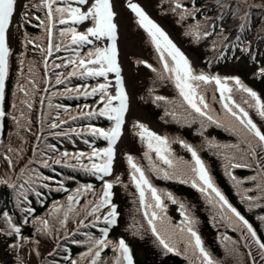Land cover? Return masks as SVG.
<instances>
[{"label": "snow or ice", "instance_id": "6c2138e0", "mask_svg": "<svg viewBox=\"0 0 264 264\" xmlns=\"http://www.w3.org/2000/svg\"><path fill=\"white\" fill-rule=\"evenodd\" d=\"M156 6L182 28L181 35L190 44L209 49L211 57L205 61L208 67L227 60L229 53H251L247 38L239 35L247 31L244 20L233 35L226 30L221 12L230 11L246 20L250 9H264L253 0H157ZM18 7L17 26L26 29L31 25L43 32L32 38L25 31L23 42L24 48L32 45L39 52L44 73L41 78L35 62L22 54L13 93L16 102L6 106L14 55L13 21ZM124 7L145 34L156 60V66L144 59L135 61L154 74L146 102L163 109L162 118L188 126L198 123L201 136L214 126L234 137L235 142L226 143L205 137L202 149L212 151L221 161L224 175L249 212L264 209V129L251 115L254 112L264 121V99L237 76L197 70L140 3L124 0ZM234 7L241 11H233ZM37 12L43 16L35 15ZM120 27L116 0H29L25 4L0 0V165H6L0 186L16 193L14 207L18 210L13 214L0 205V238L15 254L13 264H25L21 253L29 244L32 248L28 254L36 256L39 264H136L129 243L122 236L113 239L110 235L121 219L114 189L129 187L115 174L120 157L118 145L126 139L129 125L132 135L144 146L147 162L145 167L133 155L124 156L130 185L135 189V212L140 217L133 215L128 225L131 234L140 239L150 234L162 255L182 257L186 264H228V260L232 264H264V238L217 185L200 155L201 149L178 137L158 134L139 120L129 121L133 101L123 74ZM62 51L68 55L51 59ZM61 69L64 71H58ZM257 75L264 77V67L258 68ZM74 79L79 83L73 85ZM53 83L63 89L51 91L48 85ZM166 86L174 91L173 97L158 94V89ZM40 92L48 95H38ZM37 97L41 109L46 105V110L33 119ZM54 98L84 103L73 108L53 103ZM217 103L219 112L213 107ZM101 120L106 125L93 123ZM24 133L34 138L30 155H26L23 145L13 146L16 141H29ZM49 137L57 143L49 142ZM65 141L73 146L72 150L62 147ZM100 141L105 146L97 147ZM177 143L190 154V160L176 156L172 145ZM57 168L82 173L99 181L100 187L88 180L78 182L77 176L65 175ZM152 176L187 185L203 197L212 226L218 231L222 256L206 245L199 231L200 222L190 207L173 192L158 188ZM56 194H63V198L49 203ZM30 197L45 209L42 214H37ZM169 203L179 212L180 220L175 223L169 215ZM256 219L264 224V215ZM25 228L31 231L25 234ZM42 242L53 244L46 254L41 253ZM68 242L81 249L75 257L66 246ZM109 251L112 256L107 257Z\"/></svg>", "mask_w": 264, "mask_h": 264}, {"label": "trees", "instance_id": "16d2710c", "mask_svg": "<svg viewBox=\"0 0 264 264\" xmlns=\"http://www.w3.org/2000/svg\"><path fill=\"white\" fill-rule=\"evenodd\" d=\"M25 3H29V0H27ZM257 5H264V3L258 2ZM232 10L237 12V13H239L241 11V9L237 8V7H234ZM35 15H40L42 17L43 13L37 12V13H35ZM221 15L224 16L225 22H229L231 19H233L235 17L231 14L230 11L221 12ZM241 20H244V22L246 23L247 31L246 32H240L239 35L245 36L247 38L245 42L250 43L251 53L250 54H244V53H241L239 51H236L235 53H229L227 60L215 63V65L211 69L214 71H224V70H222L223 66L226 65L231 60L236 61L238 59H245V60H248L253 65L257 62V64H259V66L256 69L254 67L255 70L254 69L243 70L240 72V74H241V77L250 85V87L253 90H255L257 93H259L261 95L262 99H264V77H258V75H257L258 68L261 67V64H264V9H262V8L250 9L248 11L247 19L245 20V18L243 16H240V21ZM33 23H36V21H33ZM224 26H225L226 30L233 33V35L237 34L236 26H234V27H229L226 25H224ZM60 27L62 28L63 26H60ZM20 28L21 27L17 26L16 29H20ZM22 30H23V32L27 31L29 36L32 38H34L36 36L43 35V32L40 29L34 28L31 25L27 26L26 29L22 28ZM16 35H17V33H16ZM27 47H28V49L30 48V54H32L33 61L37 62L38 61V57H37L38 53L37 52L31 53V50H32L31 48H33L32 45H28ZM207 51L211 54V52L209 51L208 48H207ZM60 54H64V56L68 55L67 52H63V51L60 52L59 55ZM233 56L238 57V58L234 59ZM250 56L254 57V58H250ZM11 63H12V58L10 61V66H11ZM39 64H40V68L42 70L43 69V63L40 62ZM12 76H14V67H13V69L10 70V79L8 81V83L10 85V89L8 92V96L15 91V89L12 90L13 84H14V88H15V83L12 80ZM90 82L92 83L94 81H90ZM75 83H77V81L74 79L72 81V84L74 85ZM56 88L58 90H62L63 86H57ZM11 96L12 95H10L9 97H11ZM9 97L7 98V100H9ZM12 98H13V96L10 98V103H12ZM54 102L55 103H64L65 105L70 106V107H75L77 104L84 103V101H82V100L81 101H75V100H66L63 98H57L56 100L53 99V103ZM87 102L92 103L91 100H89ZM7 104H9V103L6 102V106H7ZM43 110H46V105H45V108ZM36 114H38V108H36L34 113H33V119H35ZM79 123L82 124L84 122L81 121ZM93 123L106 125L107 122L101 120V121H93ZM9 124H10V122H9ZM258 124L262 127V129H264V124H262V123H258ZM73 126H75V125H73ZM178 130L180 132V135L185 140L190 141V143L193 144V146L196 147L197 149H201L200 155L205 160L208 167L211 169L213 177L217 182V185L221 188L222 191L225 192V194L229 197L230 201L242 212V214H244L246 216V218H248L250 220V222H252L254 224V226L257 227L262 238H264V224H260V222L256 219L257 215H264V209H256V210L249 212L247 210L246 206L242 205L239 202V198L236 196L235 191L232 189L231 183L229 182L227 176L224 175L223 168L221 166V161L213 154L212 151L202 149V144H203V140L205 137H207L209 139H214V140L221 142V143L235 142V138L232 137L224 129L215 128L214 126H210L207 129V131L204 132V135L201 136V135H199V124L198 123L192 124L191 126L178 123ZM12 131H14V129ZM12 131H10V132H12ZM45 136H47V132H45ZM48 139H49V142H51V143H57V141L53 140L51 137H49ZM79 146L81 148L84 147L82 144H80ZM103 146H105L103 141H100L97 143V147H103ZM62 147L67 148L69 150H72V148H73V146L71 144H69L67 141L64 142ZM17 171H18V169H17ZM43 171L45 174L54 175L53 173H50L49 170H43ZM57 171L63 172L65 175L71 174V175L77 176L78 182H83L85 180H88V181L96 184L97 187L100 185L99 181H95L91 178L85 177L82 173H72V172H70V170H67V169L62 170L59 168H57ZM151 179H152L153 183L158 188H161L163 190L164 189L165 190L170 189L174 193H177V194L182 196L183 202H185L190 207L191 211L193 212V214L197 217V219L200 222L199 223L200 232H201L203 239L206 242V245L210 248V250L213 251V253L215 255H217L218 257L222 256L223 255V249L219 245V241L217 240L218 231L216 228H214L212 226V222L209 219V213L210 212L208 210V207L204 203L203 197H201L199 193H197L194 189L190 188L187 185H179V184H176L174 182L160 180V179H157L155 176H152ZM68 186L74 187V184L69 183ZM0 191H2V193H3V197H1V198H3V202L0 201V205H2L6 210H11L13 214H16L18 211L14 207L15 202H16V193L12 189L2 187V186H0ZM131 193L134 194L133 191ZM131 193H129V195H124L119 189L115 190V194H116L115 195V202L119 205V210L121 212V219L119 222V226L111 232V234H110L111 238L115 239L117 237L122 236L129 243V245L133 249L136 264H140L138 261V257L136 256V250H141V249L144 252L143 254H145V256H147L146 261L149 264H186V262L183 260L182 257H175V256H171V255H168V256L162 255L159 247L155 244V242H154L153 238L150 236V234L148 236V234L145 233L144 238L139 239V241H137L136 236L129 237L131 234L130 231L127 233H124L122 231V227L124 225V219L127 218V215L125 214L126 210L130 206V204L132 202L131 201L132 198H134V195H132ZM30 198L33 200V205L37 208V214H42L45 211V209L39 207V205L35 203V200H36L35 197H30ZM62 198H63V194H56V195L50 197L49 203L51 202V199H62ZM127 224H128V221H127ZM69 227L71 228L73 226L70 224ZM24 231H25V234H28L31 231V229L25 228ZM93 231H95V230H93ZM220 231H223V229H221ZM229 234L233 235L235 238V234H232V233H229ZM77 238L80 239L82 237H77ZM66 246L71 249V253L74 257L76 255H78L79 252L81 251V249L79 247L72 245L70 242H68ZM0 247L3 249L4 255H5L3 262H5V264H13L15 254L7 247V243L2 238H0ZM52 247H53L52 243H46L45 244L42 242L40 245L41 253L46 254L48 251H50L52 249ZM31 248H32V245L29 244L26 246V248L21 253L22 255H24L25 264H39V259L36 256L28 254V252ZM106 256L110 257V256H112V253L109 251L108 253H106ZM225 259H227V257H225ZM228 262H230V264H232L231 260H228ZM109 264H111V261H109Z\"/></svg>", "mask_w": 264, "mask_h": 264}, {"label": "rangeland", "instance_id": "374dc122", "mask_svg": "<svg viewBox=\"0 0 264 264\" xmlns=\"http://www.w3.org/2000/svg\"><path fill=\"white\" fill-rule=\"evenodd\" d=\"M27 0H20L21 4H25ZM136 2L140 3L146 11L150 14V16L156 20L170 35V37L174 40L175 43L189 56L191 61L193 62L194 67L197 70H205L210 71L212 73L220 74L222 76H237L239 77L247 86L250 87V85L241 77L240 72L243 70H252L259 66L257 62L253 65L248 60L245 59H238V60H231L226 65L223 66L222 70L224 71H214L211 68L215 64H213L211 67H208L205 63L206 59L211 57V54L207 51V48L203 45L195 46L189 43V39L183 37L181 35L182 28L178 25H175L173 23L172 18L163 16L157 6V0H136ZM258 2L264 3V0H253V3L258 4ZM117 3V11L120 12V40H119V48L121 51V60L124 67V76L126 78L127 88L128 91L131 94L132 101H133V108L132 113L128 117L129 121L135 122L136 120H139L140 122L145 123L148 125V127L155 131L158 134L161 135H167L170 137H178L180 139L185 140L178 130V123L171 121L170 118H162L163 117V109L155 107L152 103L146 102L148 98V92L147 89L152 85L154 74L150 72V70L145 69L141 65H137L135 63L138 59H144L148 62L152 63L154 66H156V60L155 56L153 54V50L151 47L145 42V34L142 30L138 29L134 22H133V16L132 14L124 7V0H116ZM19 14H20V8H17V15L14 18L13 24V38L11 40V46L14 50V55L12 57V63L10 66V70L14 67V76H12V80L15 83L17 80V73L20 70L19 66V58L23 54L25 56V59L28 61H33L32 54H30V48H24V42H23V30L22 28L16 29L17 24L19 23ZM235 19H238V24L240 21V16H235ZM224 25H232L234 22L230 21V23L226 24L225 21H223ZM60 27V26H59ZM80 30H83L81 28ZM17 31V32H16ZM17 33V35H16ZM46 44V40L44 41ZM31 53L37 52L38 55V61L35 62V67L37 71L40 73V77L43 78L44 73V66L41 70L40 68V62L43 63V58L40 56L39 52L33 48H31ZM64 56V54L54 53L53 57L51 59L55 60L56 57ZM210 56V57H209ZM56 62H59V60H56ZM261 67H264V64H261ZM260 68V67H259ZM254 69V70H255ZM27 70V65H25V72ZM58 71H64V69L58 70ZM54 80V77L52 78ZM77 81V80H76ZM79 81H77L78 84ZM91 83V82H90ZM95 83V82H92ZM74 84V85H75ZM44 85L41 84V88H43ZM48 87L51 89V91H59L56 87V85L51 84L48 85ZM10 89L9 83H7V98L12 95V102H16V97L11 93L8 96V92ZM14 84L12 87V90H14ZM158 94H163L168 97L174 96V91L170 87H163L158 89ZM260 97L261 95L257 93ZM38 95H48L47 93L40 92ZM211 93H209V96ZM11 96V97H12ZM218 96V93H217ZM7 100V102L10 104V98ZM141 97H144V99H141ZM262 98V97H261ZM57 98H54L56 100ZM55 103V102H54ZM213 107L219 112L220 111V105L214 104ZM36 108H38V113L42 111L37 97L36 102ZM35 108V109H36ZM75 108V107H73ZM252 117L255 119V122L264 124V121H261L258 116L255 115L254 112H251ZM167 121V122H166ZM259 125V124H258ZM47 132V130H45ZM12 135V132L9 133V136ZM24 135L29 136V141L27 143L23 141H16L13 146H20L23 145L27 152L26 155L31 154V147L34 138L31 137L30 133H24ZM186 142L190 143V141L185 140ZM7 139L5 140V143H7ZM119 151H120V157L117 160L115 164V174L119 175L121 180L124 184H129V187L125 189L122 186H116L115 190L119 189L124 195H129L133 191L135 193V189L131 187L130 181H129V173L127 169L126 160L124 159L125 154H131L133 155L141 165L147 166V162L144 159L143 152H144V146L139 143L138 139L135 138L131 131H130V125H129V131L126 139L124 142L120 145H118ZM172 148L176 154L177 157H181L183 159L190 160V154L187 153L178 143L173 144ZM6 165H0V177H2L5 173ZM100 185L97 187L99 188ZM114 190V191H115ZM132 190V191H131ZM165 190V189H164ZM167 191H171L170 189H166ZM132 194V193H131ZM173 194L180 200L183 201L182 196L174 193ZM3 197L2 191H0V198ZM1 202H3V198L0 199ZM130 206L126 210L127 220L124 219V225L122 227V231L124 233L129 232L128 225L131 223L133 215H136L137 219H140L139 215L136 214L135 209L136 205L134 204V198L131 200ZM169 215L171 216L173 222H177L180 220L179 212L176 205H171L169 203ZM209 219L211 221V215L209 213ZM128 221V224H127ZM199 227V226H198ZM200 231V228H199ZM201 233V232H200ZM149 236V234H148ZM129 237H134L132 234H130ZM139 237H137V241H139ZM143 250H136V256L138 257V261L140 264H149L146 261L145 254H143ZM4 251L0 247V261H4ZM136 262V260H135ZM230 264V262H228Z\"/></svg>", "mask_w": 264, "mask_h": 264}]
</instances>
